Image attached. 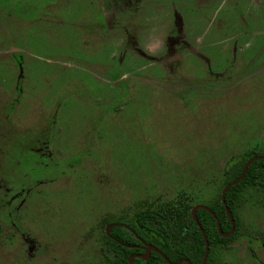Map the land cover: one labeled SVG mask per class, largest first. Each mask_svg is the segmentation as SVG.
I'll return each mask as SVG.
<instances>
[{
  "label": "rangeland",
  "instance_id": "obj_1",
  "mask_svg": "<svg viewBox=\"0 0 264 264\" xmlns=\"http://www.w3.org/2000/svg\"><path fill=\"white\" fill-rule=\"evenodd\" d=\"M8 1L0 0V264H98L94 226L100 208L113 214L112 199L130 215L205 205L222 193L228 164L260 139L264 148V0H245L241 15L230 4L228 17L191 18L172 51L171 27L157 16L143 32L121 18L86 49L66 21L81 3L49 0L59 1L49 18L37 13L43 3ZM14 2L30 8L16 13ZM88 51L91 63L80 59ZM240 216L247 233L222 261L264 264V207L246 205Z\"/></svg>",
  "mask_w": 264,
  "mask_h": 264
},
{
  "label": "trees",
  "instance_id": "obj_2",
  "mask_svg": "<svg viewBox=\"0 0 264 264\" xmlns=\"http://www.w3.org/2000/svg\"><path fill=\"white\" fill-rule=\"evenodd\" d=\"M263 155L264 153L253 150L247 158L232 162L225 171L224 186L240 177L250 158ZM225 201L235 226L229 237L219 234L217 221L207 210L199 209L196 212L197 220L209 243V254L205 264H225L222 261V253L229 250L247 233L241 220V209L246 205L264 206V160L254 161L249 166L243 179L227 191ZM205 206L217 216L222 232L230 233L232 222L222 202V193ZM175 208V211H172L171 205H164L161 209L141 210L134 214L129 223H123L124 214L119 215L118 223L110 226L109 233L113 239L108 237L102 241L104 255L102 264H130L129 257L133 254H144L149 245L156 247L173 263L187 259L190 264H203L206 244L192 216L193 206L188 209L176 206ZM133 264L168 263L159 253L151 251L147 260L137 257Z\"/></svg>",
  "mask_w": 264,
  "mask_h": 264
},
{
  "label": "flooded vegetation",
  "instance_id": "obj_3",
  "mask_svg": "<svg viewBox=\"0 0 264 264\" xmlns=\"http://www.w3.org/2000/svg\"><path fill=\"white\" fill-rule=\"evenodd\" d=\"M27 1L30 2V0H27ZM35 1H38V3H43L44 6H47L46 11L39 10L37 13L38 14L44 13L46 14L44 16H48L49 18L58 17L59 9L57 5L59 1L64 2V3H68L71 1L70 6L76 4L77 2L81 3L80 4L81 9L78 14H75L73 13V11H70L68 9L69 15L66 16V21L67 22L70 21L71 26L80 32L81 37H80L79 43H81L82 46H84L86 49L93 48L95 44V41L91 42L88 40H91V38H95L96 36L101 37L102 31H111L112 29L116 28L118 24H121L123 22L121 18L128 19L127 23L123 24V26H126L127 31L130 30V32H138V31L143 32L144 29L148 27L149 17L157 16L159 17L157 20L158 25L162 24L163 26H167V27L170 25L171 27V29H169L171 31L170 33L171 36L169 37L167 42L169 43L168 46L171 49L170 51H172L173 49L181 48L182 42H183L181 38L182 36L185 37V32L186 33L188 32L186 29L191 27L192 25L191 18H196L198 15L199 16L213 15L214 13H215L214 16L221 14V17L222 15L225 17H228L227 15H229V12H230V9H229L230 4L233 8L236 7L237 9L236 11L239 13V15H241L242 10H243L242 7L244 6L243 3L245 0H59L56 4L55 2L48 3L49 0H34V2ZM39 1H43V2H39ZM1 3L3 5H7L10 2L8 0H1ZM14 4H15L14 11L16 13L21 12V9H23L25 6L30 8V6L26 5L24 2H16V3L14 2ZM3 10L5 12V15L12 14V13L11 14L7 13V12H10L7 9H3ZM88 44L91 46H89ZM88 55L91 59L96 57V54L88 51V54L86 52H82L80 54L81 56L80 59L82 61L91 63L89 60H87ZM142 55L150 59V57L147 54L142 53ZM76 57H79V55H77ZM77 73L82 79L84 78V73H79V71ZM83 81L84 79L82 80V82ZM21 83L22 81L20 82V84ZM20 91L22 93V89H20ZM21 93L20 95H18L19 98L15 102L16 106L19 105V100L20 98H22ZM59 109L60 108L57 107L55 112L52 113L54 120H56L59 114ZM260 123H264V121ZM261 140L262 139L259 140V147L258 149H255V151L264 153V148H260ZM252 151L253 150L249 151L248 154L244 156L242 159L247 158L248 155ZM252 158H255V157H252ZM258 158H259L258 160H261V159L264 160V155ZM229 165L230 164H228L227 168L229 167ZM224 178H225V172H224ZM16 179L19 182L23 180L20 176H16ZM101 201H103L102 197H101ZM142 202L145 203L144 201ZM112 204L114 208L113 214L111 215L110 213V207L106 209H102V210L100 208L99 215H98L97 221L94 226L95 228L98 227L99 232H100L99 252L102 258V262H99L98 264H102L103 258H104L103 251L101 248L102 241L108 237L113 239V236H110V233H109L110 226L118 223L119 215L121 216L124 214L125 222L123 223H129L132 221L134 214L137 213L138 211H141V210H137L136 212L133 213V210H132V214L130 215L131 209L130 207H126L125 210L120 211L119 213L117 202L112 199ZM249 207H259V206H249ZM16 225L19 226V223ZM94 227H91L87 233H84L82 238L86 239L87 237H90L93 233ZM5 231H6L5 223L2 221L0 222V242L2 240L4 241L3 236L5 234ZM20 233L24 234L22 232ZM45 234H46V237L49 240H51V234L48 232ZM133 255H136V254H133ZM137 255H143V254H137Z\"/></svg>",
  "mask_w": 264,
  "mask_h": 264
},
{
  "label": "water",
  "instance_id": "obj_4",
  "mask_svg": "<svg viewBox=\"0 0 264 264\" xmlns=\"http://www.w3.org/2000/svg\"><path fill=\"white\" fill-rule=\"evenodd\" d=\"M258 159H259L258 157H255V158L250 159V160L246 163V165H245V167H244V169H243V172H242V174L240 175V177H239L236 181H234V182L228 184V185L224 188V190L222 191V202H223L224 206L226 207V212H227V214L229 215L230 220H231V222H232V230H231L230 233H228V234H224V233L222 232V230H221V228H220V223H219V221H218V219H217V216H216V215L212 212V210L209 209L207 206L198 205V206H195V207L193 208V210H192V216H193L195 222L197 223V225L199 226V228H200V230H201V232H202V234H203V236H204L205 244H206L205 255H204V258H203V264L206 263V260H207L208 254H209V243H208V239H207V237H206V235H205V233H204V231H203V229H202V227H201L199 221L197 220L196 212H197L199 209L207 210L210 214L213 215V217H214L215 220L217 221L219 234H220L221 236H223V237H229V236L231 235V233L233 232L235 226H234V221H233V219H232V217H231V215H230L229 208L227 207V204H226V201H225V194L227 193V191H228L230 188H232L234 185L238 184V183L243 179V177H244V175L246 174V172H247L249 166H250L255 160H258ZM151 251H156L157 253H159V254L162 256V258H163L168 264H182V263H184V262L187 263V264H190L189 260H187V259H183V260H181V261H179V262H177V263H173V262H171V261H170V260H169V259H168V258H167V257H166V256L160 251V250H158L156 247H154V246H152V245H150V246L147 247V250H146L145 254H143V255H137V254H136V255L131 256L130 259H129V263H130V264H133V260H134V258H136V257H141L142 259L147 260V259L150 257V253H151Z\"/></svg>",
  "mask_w": 264,
  "mask_h": 264
}]
</instances>
